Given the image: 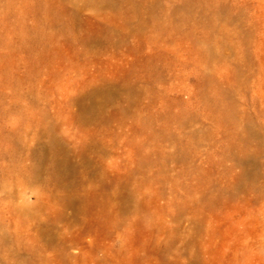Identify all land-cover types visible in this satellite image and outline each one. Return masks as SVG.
<instances>
[{"label":"rangeland","instance_id":"1","mask_svg":"<svg viewBox=\"0 0 264 264\" xmlns=\"http://www.w3.org/2000/svg\"><path fill=\"white\" fill-rule=\"evenodd\" d=\"M0 264H264V0H0Z\"/></svg>","mask_w":264,"mask_h":264}]
</instances>
